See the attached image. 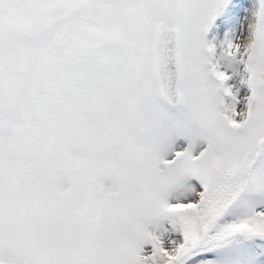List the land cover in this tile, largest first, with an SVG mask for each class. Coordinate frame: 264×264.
<instances>
[{"label":"snow or ice","instance_id":"1","mask_svg":"<svg viewBox=\"0 0 264 264\" xmlns=\"http://www.w3.org/2000/svg\"><path fill=\"white\" fill-rule=\"evenodd\" d=\"M0 264H264V0H0Z\"/></svg>","mask_w":264,"mask_h":264}]
</instances>
